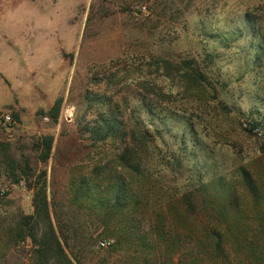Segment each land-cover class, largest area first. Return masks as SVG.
Segmentation results:
<instances>
[{
    "label": "rangeland",
    "instance_id": "374dc122",
    "mask_svg": "<svg viewBox=\"0 0 264 264\" xmlns=\"http://www.w3.org/2000/svg\"><path fill=\"white\" fill-rule=\"evenodd\" d=\"M169 2L151 17L124 0H0V114L18 116L0 123V264H31L18 234L42 189L55 230L70 213L91 225L81 264H195L172 214L190 185L240 188L244 171L264 189V0ZM118 181L120 244L90 241Z\"/></svg>",
    "mask_w": 264,
    "mask_h": 264
},
{
    "label": "trees",
    "instance_id": "16d2710c",
    "mask_svg": "<svg viewBox=\"0 0 264 264\" xmlns=\"http://www.w3.org/2000/svg\"><path fill=\"white\" fill-rule=\"evenodd\" d=\"M128 1L124 0L126 4ZM144 4L151 7V17L154 12L162 13L170 9L169 0H130L127 6H144ZM159 8L163 11H158ZM251 22L259 31V21L253 17ZM13 119L18 120V116L14 115ZM256 129L259 130L260 125L250 122L246 123L244 131L250 135ZM139 134L142 144H145L151 136L145 127ZM42 143H44L42 160L45 161L49 157L52 140L46 138ZM259 151L261 161L264 163V141ZM241 176L240 188L219 185L218 180L214 181V184L192 183L189 190L182 195V207L177 209L172 206L174 227L178 224L183 228L184 237L191 245V249H195L193 252L195 264H264V189L257 187L256 182L244 171ZM127 186L121 181L112 186L113 201L108 199L112 204L103 207L104 214H101V217L96 215L97 229L89 235L90 241L106 238L116 240L120 244L122 232L107 226L117 221L115 218L121 219L124 215V209L122 205L119 206V201L123 199ZM42 190L35 194L33 214L23 217L18 234L22 240L29 239L33 246L31 264H81L78 249L72 247L80 236L78 228L83 226L91 228V225L85 219L75 224L80 220L77 218L79 214L70 213L68 214L70 217L64 221H57L59 225L55 230L50 203ZM77 208L83 207L77 206ZM158 221L161 228L165 229L166 220L158 216ZM39 224H43L45 228L40 236H38ZM70 225L75 230L71 231ZM177 230L179 231L175 228V231ZM118 244L112 248V251L120 248Z\"/></svg>",
    "mask_w": 264,
    "mask_h": 264
},
{
    "label": "built area",
    "instance_id": "2783aa9c",
    "mask_svg": "<svg viewBox=\"0 0 264 264\" xmlns=\"http://www.w3.org/2000/svg\"><path fill=\"white\" fill-rule=\"evenodd\" d=\"M0 123H2L5 126H10L14 124L13 118L9 113H1L0 114ZM112 243V241H102L100 242V246L102 248L109 246Z\"/></svg>",
    "mask_w": 264,
    "mask_h": 264
}]
</instances>
